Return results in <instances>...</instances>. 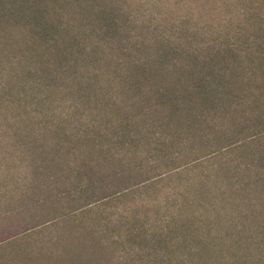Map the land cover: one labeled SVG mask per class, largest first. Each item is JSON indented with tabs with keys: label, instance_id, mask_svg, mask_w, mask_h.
I'll list each match as a JSON object with an SVG mask.
<instances>
[{
	"label": "trees",
	"instance_id": "1",
	"mask_svg": "<svg viewBox=\"0 0 264 264\" xmlns=\"http://www.w3.org/2000/svg\"><path fill=\"white\" fill-rule=\"evenodd\" d=\"M53 1L60 0H0V64L7 68L0 77V117L6 110L26 121L35 117L34 111L44 115L40 107L46 103L49 108L50 93L66 83L80 95L81 104L104 103L103 114L115 125L110 124L114 140H98L87 124L73 133L77 148L84 147L78 166L64 171L59 165L70 150L62 148L58 128L15 124L13 137L26 147L22 180H27L23 184L11 176L15 188L1 193V214L29 222V210L47 205L45 215L56 217V195L67 199L64 216L120 201L153 184L158 167L177 171V154L207 151L214 144L204 158L240 150L256 160L255 174L264 180V24L259 9L244 31L237 30L235 42L225 33L190 45L156 29L150 35V29L132 34L133 25L119 7ZM99 82L104 85L95 90L93 84ZM31 84L30 100L20 104L23 89ZM154 125L163 129L164 137L149 134ZM151 158L156 166L147 162ZM31 220H38L33 213ZM127 232L128 240L137 243L140 234L131 228ZM261 248L262 262L246 263L242 252L247 249L229 244L231 256L244 264H264Z\"/></svg>",
	"mask_w": 264,
	"mask_h": 264
},
{
	"label": "rangeland",
	"instance_id": "2",
	"mask_svg": "<svg viewBox=\"0 0 264 264\" xmlns=\"http://www.w3.org/2000/svg\"><path fill=\"white\" fill-rule=\"evenodd\" d=\"M91 2L122 8L133 25L132 34L150 29V35L156 29L190 45L225 33L235 42L237 30L244 31L245 24L252 23L251 14L258 9L264 24V0H60L52 3L86 5ZM237 14L244 15L237 17ZM6 70L0 64V77ZM32 83L36 86L37 82ZM33 85L25 86L24 101L20 104L30 100L27 93L32 94ZM93 85L96 90L104 84ZM70 88L65 83L50 93L51 105L48 108L45 103L40 107L44 115L34 111L32 120H20V114L11 109L0 117V196L15 188L12 177L20 178L23 184L27 180H22L27 173L26 147L17 145L13 137L15 124L26 128L33 122L41 130L58 128L62 148L70 150L62 156L65 160L59 165L64 171L78 166L79 152L84 147L77 148L73 133L85 130L87 124L91 127L90 134L98 140H114L110 124L115 125L103 114L104 103L96 107L83 105L80 95ZM14 102L19 103L15 98ZM32 105L34 108V99ZM6 117L9 122L4 120ZM162 131L155 125L148 130L153 137H164ZM105 133L107 137L102 138ZM46 136L50 140L53 133ZM120 148L117 145L116 149ZM214 148L215 144L207 151L195 148L177 154V171L172 167H158L153 184L148 182L149 185L120 201L98 204L90 210L78 209L77 213L68 212L64 216L67 211L62 207L67 199L56 195V217L45 215L49 212L47 205L29 210L26 215L29 222L0 213V240L8 237L0 244V264H215L217 261L244 264L231 256L229 244L247 249V253L242 252L247 257L246 263L260 262L264 245L261 240L264 239V180L255 174L257 162L240 150L204 158ZM196 157L202 159L195 160ZM147 162L157 165L153 158ZM32 213L37 221L31 220ZM32 222L39 226L29 230ZM129 228L134 234H140L137 243L128 240ZM203 245L207 248L203 249ZM215 255L221 257L215 258Z\"/></svg>",
	"mask_w": 264,
	"mask_h": 264
}]
</instances>
